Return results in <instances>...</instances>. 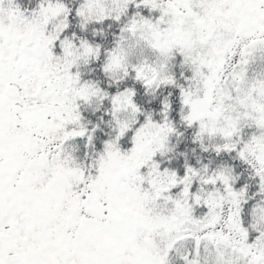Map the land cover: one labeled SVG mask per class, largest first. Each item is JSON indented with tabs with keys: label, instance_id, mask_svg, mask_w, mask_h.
<instances>
[{
	"label": "snow or ice",
	"instance_id": "6c2138e0",
	"mask_svg": "<svg viewBox=\"0 0 264 264\" xmlns=\"http://www.w3.org/2000/svg\"><path fill=\"white\" fill-rule=\"evenodd\" d=\"M0 264H264V0H0Z\"/></svg>",
	"mask_w": 264,
	"mask_h": 264
}]
</instances>
